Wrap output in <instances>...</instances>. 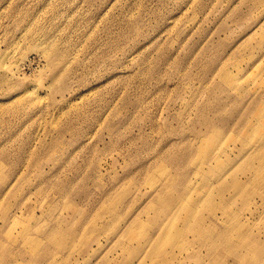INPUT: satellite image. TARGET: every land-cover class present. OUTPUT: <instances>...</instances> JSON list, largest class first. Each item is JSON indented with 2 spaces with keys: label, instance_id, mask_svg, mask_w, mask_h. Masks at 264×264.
I'll use <instances>...</instances> for the list:
<instances>
[{
  "label": "rangeland",
  "instance_id": "rangeland-1",
  "mask_svg": "<svg viewBox=\"0 0 264 264\" xmlns=\"http://www.w3.org/2000/svg\"><path fill=\"white\" fill-rule=\"evenodd\" d=\"M0 243L264 264V0H0Z\"/></svg>",
  "mask_w": 264,
  "mask_h": 264
},
{
  "label": "crops",
  "instance_id": "crops-1",
  "mask_svg": "<svg viewBox=\"0 0 264 264\" xmlns=\"http://www.w3.org/2000/svg\"><path fill=\"white\" fill-rule=\"evenodd\" d=\"M50 238H51V240H52L51 234H50ZM35 242H37V241H34V240L32 241V245H33V246H34V243H35ZM37 243H38V242H37ZM38 244H40V242H39ZM0 246L2 247L3 245L0 243ZM11 260H12V259H11ZM11 260L9 261V263L12 262Z\"/></svg>",
  "mask_w": 264,
  "mask_h": 264
},
{
  "label": "bare ground",
  "instance_id": "bare-ground-1",
  "mask_svg": "<svg viewBox=\"0 0 264 264\" xmlns=\"http://www.w3.org/2000/svg\"><path fill=\"white\" fill-rule=\"evenodd\" d=\"M206 143V142H205ZM204 144V143H203ZM203 144H202V146H203ZM51 237H52V233H51ZM52 239H53V237H52Z\"/></svg>",
  "mask_w": 264,
  "mask_h": 264
}]
</instances>
